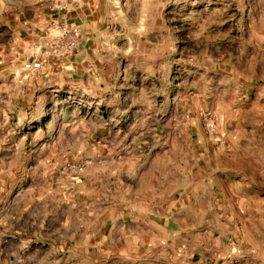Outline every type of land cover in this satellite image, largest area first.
<instances>
[{
  "label": "clouds",
  "instance_id": "9594fccd",
  "mask_svg": "<svg viewBox=\"0 0 264 264\" xmlns=\"http://www.w3.org/2000/svg\"><path fill=\"white\" fill-rule=\"evenodd\" d=\"M0 264H264V0H0Z\"/></svg>",
  "mask_w": 264,
  "mask_h": 264
}]
</instances>
